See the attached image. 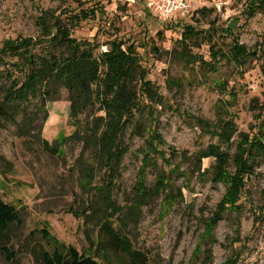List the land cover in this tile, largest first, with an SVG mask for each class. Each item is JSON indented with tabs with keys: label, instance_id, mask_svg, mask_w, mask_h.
Segmentation results:
<instances>
[{
	"label": "rangeland",
	"instance_id": "1",
	"mask_svg": "<svg viewBox=\"0 0 264 264\" xmlns=\"http://www.w3.org/2000/svg\"><path fill=\"white\" fill-rule=\"evenodd\" d=\"M222 1L212 0L210 11L194 12L169 23L153 16L142 0H0V49L7 41L37 38L43 12L59 15L66 9L76 13L82 9H103L96 17L82 20L74 28L73 36L88 40L97 36L103 50H107L106 43L114 39L123 40L124 49L134 45L149 79L172 106L164 109L160 106L156 111L165 141L180 152L187 150L190 153L203 150L210 143L220 144L223 150L230 151V171L234 172L233 156L239 136L252 138L258 135L264 140V50L241 70L227 58H222L217 72L202 70L200 62L187 66L179 56L187 38L193 54L208 61L212 60V45L227 52L234 37L250 48L264 46V11L249 15V0H229L227 4ZM213 24L214 28L208 33L212 35L210 39L205 32H201L197 40L188 37L187 26H194L197 32L210 29ZM232 24H235L232 32L219 31ZM170 78L181 80L182 85L169 84ZM217 82L226 83L227 88L221 89ZM221 99L230 105L224 118L233 117L237 123L238 132L231 146L218 137L203 133L193 119L201 117L217 121ZM47 106L48 118L42 121L44 113H41V121H36L34 132L51 143L62 142L66 137L60 146V156L41 147L28 148L24 138L17 136L15 125L0 121V156L7 161L5 164L0 158V198L15 205L22 219L21 225L12 229L11 247L16 253L15 260L9 263L0 251V264H35L34 242L39 245L37 250L47 245L39 235L36 239L29 235L44 223L49 224L59 240L75 246L80 252L91 253V248L96 246L99 227L94 228L83 216L78 217L73 212L80 213L94 199L95 192L85 194L79 186L77 164L82 156L89 157L92 150H85L84 141L74 135L79 128L70 118L71 102L66 91ZM90 112L88 109L79 117L83 132L91 126ZM144 142V138L133 135L132 127L127 130L126 143L131 151L122 162V175L115 188V197L122 206H126L134 195L142 160L138 149ZM158 161L167 169L162 159ZM175 163L188 172L186 178L173 176V184L183 189L185 201L167 214L160 212L161 198L144 206L138 225L128 229L133 244L156 264H225L233 253L238 254L237 264H264V221H255L257 215L264 214V154H256L254 173L247 177L240 201L242 210H227L212 236L204 240L201 235L206 222L224 198L227 187L212 181L211 174L203 177L197 171L193 173L194 166L190 161L181 162L179 157ZM214 163V158L204 159L203 170L210 169ZM98 172L97 181H100L104 170ZM156 174L157 171L150 168L149 187L155 184ZM238 232L242 241L234 240ZM210 250L212 260L207 262L205 259ZM102 262L129 264L125 259L119 261L116 258L112 262L102 259Z\"/></svg>",
	"mask_w": 264,
	"mask_h": 264
},
{
	"label": "trees",
	"instance_id": "2",
	"mask_svg": "<svg viewBox=\"0 0 264 264\" xmlns=\"http://www.w3.org/2000/svg\"><path fill=\"white\" fill-rule=\"evenodd\" d=\"M99 10L103 11L96 7L92 11L82 9L78 13L66 9L59 15L43 12L39 18L40 34L37 38L7 41L0 49V121L15 125L17 136L24 138L28 148L41 147L60 156V146L67 138L62 142L57 140L51 143L37 136L34 130L36 121H41V113H44L42 121L47 120L48 103L58 100L62 91H66L71 102L70 118L73 125L79 128L74 135L84 141L85 150H92L89 157L82 156L77 164L79 186L85 194L95 192L94 199L80 213L73 212L78 217L83 216L85 222L93 224L94 228L99 227L96 246L91 248V253L80 252L75 246L59 240L49 224L44 223L43 227L29 235L32 239L39 235L40 240L47 245L37 250L39 245L34 242L35 264H103L102 259L112 262L113 258L119 261L125 259L129 264H156L133 244L128 229L138 225L142 208L157 198H161V214H167L185 201L183 189L173 184V176L185 177L188 172L182 171L175 160L180 157L181 162H192L193 173L197 171L203 177L211 174L212 181L224 183L227 187L224 198L206 222L205 231L201 235L204 240L212 236L227 210H242L243 204L240 201L247 177L254 173L256 154H264V140L261 136L251 138L249 135H240L233 156L235 171L231 172L232 156L220 144L210 143L195 153L187 150L180 152L176 146L168 144L160 131L161 121L156 111L160 106L163 109L172 106L160 93L159 87L149 79L148 71L142 67L134 45L124 49L125 42L114 39L106 43L107 50H103L97 36L93 40L73 36L74 28L82 20L96 17ZM206 10L211 9L199 11ZM258 10L264 11V0H249V15H254ZM64 14H67L66 17H63ZM234 25L219 31L230 33ZM214 26L195 32V27L189 25L186 30L190 38L197 40L201 32H205L210 39L212 35L208 33ZM190 46L188 38L185 39L179 51L180 59L187 66L200 62V68L208 72H217L222 58H227L241 70L251 58L259 57L264 50L261 45L250 48L234 37L227 52L212 45V60L208 61L193 54ZM168 83L182 85L181 80L174 78L168 79ZM217 85L223 90L227 88L224 82H217ZM229 106L228 101H219L215 122L201 117L193 119L203 133L212 138L218 137L231 146L238 130L233 117L224 118L229 113ZM88 109L91 111V126H88L87 132H83V123L79 117ZM130 127L133 135L144 138L145 142L138 149L142 160L133 189L134 195L126 206H122L115 197V188L122 175V162L131 151L126 143V133ZM0 158L7 164L5 158ZM206 158H214L215 163L210 169L203 170V160ZM159 159L168 166L167 169L161 167ZM150 168L157 171L152 187L148 186ZM99 170L104 172L101 180L97 181ZM255 221H264V214L257 215ZM21 222L19 209L0 198V251L9 263H13L16 257L11 247L12 229L15 225H21ZM87 230L91 233L90 228ZM234 240L242 241L239 232ZM238 259V254L233 253L225 264H237ZM205 260L211 262L212 250Z\"/></svg>",
	"mask_w": 264,
	"mask_h": 264
},
{
	"label": "built area",
	"instance_id": "3",
	"mask_svg": "<svg viewBox=\"0 0 264 264\" xmlns=\"http://www.w3.org/2000/svg\"><path fill=\"white\" fill-rule=\"evenodd\" d=\"M135 2V0H125ZM215 1V0H213ZM229 0L222 1L227 4ZM146 9L155 17L163 21H172L187 17L200 9L210 8L212 0H143Z\"/></svg>",
	"mask_w": 264,
	"mask_h": 264
},
{
	"label": "crops",
	"instance_id": "4",
	"mask_svg": "<svg viewBox=\"0 0 264 264\" xmlns=\"http://www.w3.org/2000/svg\"><path fill=\"white\" fill-rule=\"evenodd\" d=\"M143 1V0H142Z\"/></svg>",
	"mask_w": 264,
	"mask_h": 264
}]
</instances>
